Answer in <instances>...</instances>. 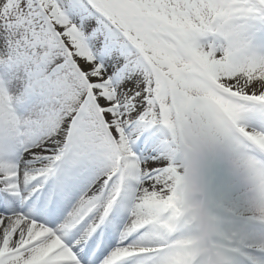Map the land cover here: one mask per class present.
Instances as JSON below:
<instances>
[{"label":"snow or ice","instance_id":"snow-or-ice-1","mask_svg":"<svg viewBox=\"0 0 264 264\" xmlns=\"http://www.w3.org/2000/svg\"><path fill=\"white\" fill-rule=\"evenodd\" d=\"M0 264H264V0H0Z\"/></svg>","mask_w":264,"mask_h":264}]
</instances>
